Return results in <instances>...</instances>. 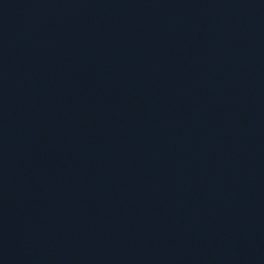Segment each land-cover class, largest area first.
Segmentation results:
<instances>
[{"label": "water", "instance_id": "1", "mask_svg": "<svg viewBox=\"0 0 264 264\" xmlns=\"http://www.w3.org/2000/svg\"><path fill=\"white\" fill-rule=\"evenodd\" d=\"M0 264H264V0H0Z\"/></svg>", "mask_w": 264, "mask_h": 264}]
</instances>
